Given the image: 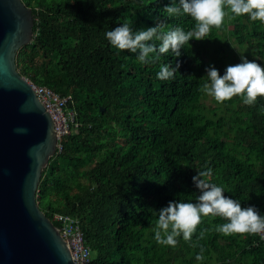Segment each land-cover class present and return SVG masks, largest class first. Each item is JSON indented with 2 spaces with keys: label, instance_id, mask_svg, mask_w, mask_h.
Segmentation results:
<instances>
[{
  "label": "trees",
  "instance_id": "1",
  "mask_svg": "<svg viewBox=\"0 0 264 264\" xmlns=\"http://www.w3.org/2000/svg\"><path fill=\"white\" fill-rule=\"evenodd\" d=\"M22 1L33 12V36L18 49L16 68L70 96L66 107L78 123L59 139L36 200L50 219L66 213L79 220L89 264H264L262 234L218 233L227 222L219 216L202 217L191 241L178 237L175 247L158 244L153 231L169 201H195L192 177L206 165L225 196L264 215V97L251 106L240 96L206 102L201 91L206 68L223 75L232 52L235 64L241 54L264 67V23L226 7L221 28L191 39L181 56L169 50L142 64L105 33L125 22L134 31L158 22L165 31L192 30L190 16L164 11L171 0ZM176 62L174 79L157 78L163 64ZM201 246L205 259L197 261Z\"/></svg>",
  "mask_w": 264,
  "mask_h": 264
},
{
  "label": "water",
  "instance_id": "2",
  "mask_svg": "<svg viewBox=\"0 0 264 264\" xmlns=\"http://www.w3.org/2000/svg\"><path fill=\"white\" fill-rule=\"evenodd\" d=\"M33 23L22 0H0V264H74L36 200L58 139L50 113L16 68V53L31 41Z\"/></svg>",
  "mask_w": 264,
  "mask_h": 264
},
{
  "label": "clouds",
  "instance_id": "3",
  "mask_svg": "<svg viewBox=\"0 0 264 264\" xmlns=\"http://www.w3.org/2000/svg\"><path fill=\"white\" fill-rule=\"evenodd\" d=\"M235 16L248 15L252 21L264 23V0H171L164 11L169 17L187 14L195 21L192 30L185 32L176 26L164 30L165 25L158 22L146 30L134 31L131 23L125 22L105 33L107 40L115 48L137 54V60L142 64L155 63L161 55L171 50L175 57L181 56V48L191 39L204 40L213 27L219 29L224 24L228 14L225 8ZM156 41L160 43L157 45ZM241 62L228 65L224 74L210 65L206 68L207 80L202 84L201 91L213 97L217 102L231 100L240 96L245 105L255 104L258 97H264V67L255 59L249 60L240 54ZM180 63L174 66L163 64L157 73L160 80L175 78ZM25 133L27 129H16ZM213 175L211 167L197 171L192 181L198 189L194 202L180 200L169 201L166 207L158 210V220L153 228L154 239L158 244L175 247L178 237L191 241L202 217H222L227 222L217 225L215 231L223 235L232 234H262L264 238V215L255 206L242 207L238 199L224 195V188L211 182ZM208 229L200 232L203 239ZM204 248L196 255L197 261H203Z\"/></svg>",
  "mask_w": 264,
  "mask_h": 264
},
{
  "label": "built area",
  "instance_id": "4",
  "mask_svg": "<svg viewBox=\"0 0 264 264\" xmlns=\"http://www.w3.org/2000/svg\"><path fill=\"white\" fill-rule=\"evenodd\" d=\"M27 81L52 117L58 139L57 148L60 150L59 139L78 126L73 112L66 107L70 96L61 97L47 86L36 85L29 79ZM51 220L58 223L55 226L69 248L73 263L89 264L90 250L85 244L79 220L66 213H54Z\"/></svg>",
  "mask_w": 264,
  "mask_h": 264
},
{
  "label": "rangeland",
  "instance_id": "5",
  "mask_svg": "<svg viewBox=\"0 0 264 264\" xmlns=\"http://www.w3.org/2000/svg\"><path fill=\"white\" fill-rule=\"evenodd\" d=\"M234 61H235V60H234V53L232 52L231 57H230L229 60H227V62L232 63V64H235ZM206 97H209V98H207L208 100L206 99ZM210 97H211V96L205 94V100H206V102L209 101ZM71 111H72V110H71Z\"/></svg>",
  "mask_w": 264,
  "mask_h": 264
}]
</instances>
